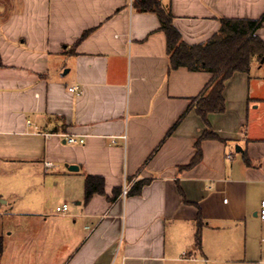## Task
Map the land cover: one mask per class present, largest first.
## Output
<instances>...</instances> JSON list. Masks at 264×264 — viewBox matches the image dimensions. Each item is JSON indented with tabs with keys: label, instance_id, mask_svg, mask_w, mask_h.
Segmentation results:
<instances>
[{
	"label": "crops",
	"instance_id": "1",
	"mask_svg": "<svg viewBox=\"0 0 264 264\" xmlns=\"http://www.w3.org/2000/svg\"><path fill=\"white\" fill-rule=\"evenodd\" d=\"M133 1L0 0V163L30 166L26 189L61 183L55 207L68 205L20 212L30 228L15 238L29 237L30 264H264V61L225 82L224 112L207 116L221 140L202 141L200 162L180 169L205 129L193 99L211 76L169 70L156 14ZM158 1L187 44L206 42L220 18L264 15V0ZM254 34L264 41V22ZM87 175L104 193L84 201ZM16 214L0 198V218L19 226ZM0 238V264H11L12 232Z\"/></svg>",
	"mask_w": 264,
	"mask_h": 264
},
{
	"label": "trees",
	"instance_id": "2",
	"mask_svg": "<svg viewBox=\"0 0 264 264\" xmlns=\"http://www.w3.org/2000/svg\"><path fill=\"white\" fill-rule=\"evenodd\" d=\"M136 11L155 13L159 20V29L165 34L166 51L169 70L180 67L189 71H203L210 74L206 85L207 92L194 98L197 115L202 120L205 129L196 139L195 153L190 162L180 169H190L197 165L202 156L201 142L204 140H221L211 129L207 116L209 113H222L225 110L223 89L225 82L236 72H248L254 58L258 61L264 58V41L256 36L255 30L264 22V15L259 19H229L220 18V28L216 34L201 44H187L172 24L171 13L162 7L158 0H134L132 3ZM84 31L81 37H84ZM1 66V63H0ZM181 117L172 126L168 134L178 124ZM245 162L249 164L247 157ZM149 182L148 179L136 180L128 194H138L141 188ZM104 181L102 177L87 175L84 180V201H88L94 194H103ZM119 189L113 190L114 199ZM184 199V198H183ZM185 201V199H184ZM201 217L198 216V230L196 239L199 242V226ZM2 242L0 238V253Z\"/></svg>",
	"mask_w": 264,
	"mask_h": 264
},
{
	"label": "rangeland",
	"instance_id": "3",
	"mask_svg": "<svg viewBox=\"0 0 264 264\" xmlns=\"http://www.w3.org/2000/svg\"><path fill=\"white\" fill-rule=\"evenodd\" d=\"M233 153H235V149H233ZM237 155L238 154L235 153V156ZM31 170L30 166L18 164L16 162L0 163V198L7 199L12 207V211H16L18 214L20 212L38 209L42 205L54 208L56 203L61 200V183L55 188L51 187V191L40 188L36 191H34V188L33 190L26 189L24 185L30 178L25 176V173ZM26 216H32V213L30 212V214L26 215L19 214V217L23 218L19 220L22 223L19 226L9 223L8 219H6V221L0 218V233L12 232V245L9 249L12 258L11 264L16 260L17 254L21 255V261H24L25 264H30V254L33 247L30 244L29 237L24 240L15 238L16 233L26 234L29 232L30 227L27 226V221H25V219L30 217Z\"/></svg>",
	"mask_w": 264,
	"mask_h": 264
},
{
	"label": "built area",
	"instance_id": "4",
	"mask_svg": "<svg viewBox=\"0 0 264 264\" xmlns=\"http://www.w3.org/2000/svg\"><path fill=\"white\" fill-rule=\"evenodd\" d=\"M79 86H74V87H70L69 91L70 92H77L79 90ZM65 141L69 144H74L76 142L82 143L84 140L83 139H77L74 136H65ZM112 142H114L113 138H112ZM228 158H231V155L229 154L227 156ZM46 166H50V163H45ZM133 184V180H126L122 186V190H121V195L125 196L129 189L131 188ZM68 211V205L66 203H62L61 205H58L57 207L54 208V212L56 214H66ZM259 217L260 219L264 220V198L261 199L260 201V210H259Z\"/></svg>",
	"mask_w": 264,
	"mask_h": 264
},
{
	"label": "water",
	"instance_id": "5",
	"mask_svg": "<svg viewBox=\"0 0 264 264\" xmlns=\"http://www.w3.org/2000/svg\"><path fill=\"white\" fill-rule=\"evenodd\" d=\"M264 61V58L263 59H261V63ZM235 152H240V148L239 147H235ZM78 169V167L77 166H75V165H70V166H68V170H70V171H76Z\"/></svg>",
	"mask_w": 264,
	"mask_h": 264
}]
</instances>
